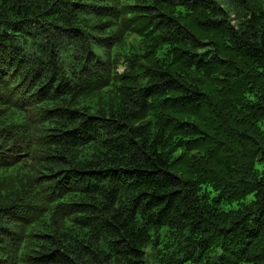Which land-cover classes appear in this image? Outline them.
Wrapping results in <instances>:
<instances>
[{"label": "trees", "instance_id": "16d2710c", "mask_svg": "<svg viewBox=\"0 0 264 264\" xmlns=\"http://www.w3.org/2000/svg\"><path fill=\"white\" fill-rule=\"evenodd\" d=\"M264 264V0H0V264Z\"/></svg>", "mask_w": 264, "mask_h": 264}, {"label": "rangeland", "instance_id": "374dc122", "mask_svg": "<svg viewBox=\"0 0 264 264\" xmlns=\"http://www.w3.org/2000/svg\"><path fill=\"white\" fill-rule=\"evenodd\" d=\"M148 264H154V262L152 261V259L148 260Z\"/></svg>", "mask_w": 264, "mask_h": 264}]
</instances>
